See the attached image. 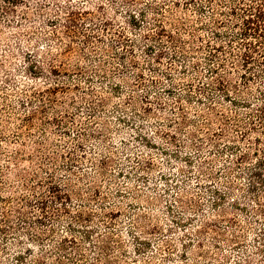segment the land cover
<instances>
[{"label":"rangeland","instance_id":"374dc122","mask_svg":"<svg viewBox=\"0 0 264 264\" xmlns=\"http://www.w3.org/2000/svg\"><path fill=\"white\" fill-rule=\"evenodd\" d=\"M173 1L24 0L6 11L0 0V195L31 201L12 197L30 223L8 212L0 264H37V258L39 264H264V216L254 212L253 197L264 209V187L250 184L255 173L264 178V131L243 138L246 109L211 88L206 96L227 120L202 124L208 110L196 85L207 81L202 57L211 39L202 25L213 27L215 8L197 11L192 2ZM130 13L143 23L133 25ZM159 20L174 33V23L183 25L185 40L194 28L204 48L183 57L156 35ZM159 48L165 53L157 57ZM194 60L201 61V78L190 67ZM33 61L43 73L29 72ZM241 71L230 75L255 107L264 77L242 84ZM56 83L64 87L45 90ZM234 115L242 127L233 126ZM242 151L248 156L240 159ZM17 175L43 183L32 192ZM9 184L14 194L3 188ZM49 185L69 197L54 201ZM39 197L46 213L36 207ZM19 251L22 262L15 260Z\"/></svg>","mask_w":264,"mask_h":264},{"label":"trees","instance_id":"16d2710c","mask_svg":"<svg viewBox=\"0 0 264 264\" xmlns=\"http://www.w3.org/2000/svg\"><path fill=\"white\" fill-rule=\"evenodd\" d=\"M8 5L5 6L6 11H13L15 7L24 2V0H3ZM178 0L173 1V4L176 5ZM185 4L186 2H192L193 5H195L196 10H203L205 4H208L212 9L215 11L211 12L212 16V25L203 24L202 28H205L207 31L211 34V39L204 40L205 46L207 47V51L204 52V56L202 57L204 63L206 66L204 67L206 69L207 73V81L199 82L197 86L198 93L200 94L198 96L199 102L201 101L203 105H206V108L208 112L205 114V121L202 124H209L211 125L212 122H219L218 124L222 123V120H227L226 118H223L224 115L217 109L216 101L212 97L206 96L208 88L213 89L214 91H218L219 93H222V97L224 100H228V103L231 105L236 106H242L246 109V121L244 124H247L248 127L244 128L241 132V136L243 138H247L249 135V132L252 130L260 128V132L264 131V91H260V101L256 103V106L254 107L255 103H251L249 99L242 97V91H240L238 84L235 80H232V77L230 73L233 72L237 67L242 69V71L239 73V77L242 80V84L248 83L251 79H254L256 77L262 78L263 71H264V0H184ZM25 3V2H24ZM155 10V12H159L158 7H151ZM139 14L144 17L145 13L143 10L139 11ZM216 15H220L224 18L220 17H214ZM129 17H131L130 21L133 22V25L142 24L143 22H137L136 16L134 13H130ZM75 21V20H72ZM230 21V22H228ZM156 25L158 26L156 35L157 36H166L168 38V41L170 44H172L175 48L176 52H179L183 57H186L187 54L190 52L192 54H197L200 52V49L204 48L202 45H196L197 41H201V36L198 33H195L194 28H190L191 33L189 34V39L185 40L181 38L179 28H183V25H180L179 22L174 23L179 24L177 27L178 31L172 32V31H166L164 26L159 21ZM231 23V24H230ZM184 24V23H182ZM202 24V23H201ZM221 27H224L221 29ZM85 41L88 42L90 37L89 35L84 36ZM126 43V42H125ZM152 47L151 45H146V50H150ZM128 50L127 45L125 44V51ZM130 52V51H128ZM164 50L162 48H159L157 51V57H160L162 54H164ZM123 54V53H122ZM176 54H172L171 57H174ZM55 58V57H54ZM197 58V56H196ZM201 61L192 62L190 64V67L194 69L195 72H197V76L201 78L199 67H201ZM131 65H134L136 63V60L134 58H130ZM77 66V65H76ZM38 69L39 72L43 73L42 67L39 65L38 61H33L29 65V72L32 74L33 68ZM78 67V66H77ZM186 67V66H185ZM184 67V68H185ZM80 70L81 68L78 67ZM57 69L55 65L51 64L50 72L55 74L57 73ZM166 75L168 76L169 73L166 72ZM36 75H33L35 77ZM136 76L139 78L142 77L141 72H137ZM172 84V82H171ZM77 86V85H74ZM113 86L115 88H119L118 83H114ZM172 86V85H171ZM59 87L60 89L63 88V85H59L56 83L54 86H48L45 90H47L50 94H55L57 89ZM171 87H168L167 90H170ZM234 93V95H231ZM54 95L50 96V98H53ZM203 97V98H202ZM148 97L147 95L142 98V100L147 101ZM52 100V99H51ZM180 103V100L178 101ZM52 107V106H51ZM42 110L44 107H41ZM53 108V107H52ZM147 107H145L146 109ZM54 109V108H53ZM177 109L180 110V115L182 121L180 123L184 124L188 122L185 118L184 109L183 107H180V105H177ZM203 115V114H200ZM234 123L233 126L235 127H242L239 118L236 117V115L233 116ZM221 118V119H220ZM228 118V117H227ZM27 123L32 122V115H28L24 118ZM52 122L56 124H61L60 118L57 117V115L52 116ZM224 126H220V131H223ZM174 138V137H173ZM233 144V143H232ZM231 148H234V144L230 146ZM257 151L260 149H256ZM176 153V152H175ZM239 158H246L248 155L246 152H241L239 155ZM262 164V161L260 162ZM0 174L1 171H0ZM257 176V179L252 181L251 188H257L256 186L261 185L264 187V178L258 176L257 173H255ZM17 180L21 181L20 186L29 190H33L34 192L36 190L35 184L41 185L43 181L40 179L34 178L35 184H28V178L25 176L17 175ZM49 178V182H51L50 178L51 176L46 177ZM32 181V180H31ZM66 184V183H65ZM2 188V187H1ZM7 188L10 192H13L14 194V187L12 185H7ZM48 192H55L54 194V201L62 202L69 197L68 193L61 190L59 187L54 185H49ZM13 198H17L19 200H23V202L27 205L31 204L30 200H27L25 195L21 196H12ZM12 197L5 198L4 196L0 195V232H5L4 223L11 222V219L9 217L8 213L9 211H16L18 213V220L22 224L29 225L28 217L25 214L24 211H22V207L16 206L13 207L12 205ZM254 201L256 202V207L254 208V212H259V214L264 216V209L259 203V195L256 193L253 194ZM46 199H43L42 197L36 198L37 201V209L40 211H43L44 213L47 212V202ZM52 200V201H53ZM236 207L242 206L244 208L246 205L239 202L234 203ZM53 208V207H52ZM63 210L66 209L65 206L59 207ZM53 209L57 210L56 207ZM234 222V220H232ZM264 230V227H263ZM85 238H88L90 229H86L85 231ZM39 238L38 235H34V237L31 238L32 242L36 241L38 242ZM136 238V237H134ZM236 238V237H235ZM261 238V237H259ZM148 243V242H146ZM140 248L137 247L135 251L139 250ZM256 249L259 252H262V247L256 246ZM24 258V252L19 251L15 254V260L16 262H22ZM37 261V262H36ZM41 260L37 258L34 263L39 264Z\"/></svg>","mask_w":264,"mask_h":264}]
</instances>
